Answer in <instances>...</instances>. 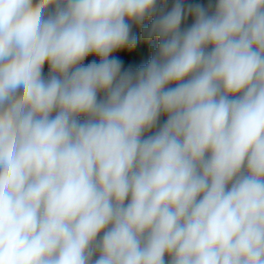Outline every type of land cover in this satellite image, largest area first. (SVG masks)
I'll use <instances>...</instances> for the list:
<instances>
[{
	"label": "clouds",
	"instance_id": "9594fccd",
	"mask_svg": "<svg viewBox=\"0 0 264 264\" xmlns=\"http://www.w3.org/2000/svg\"><path fill=\"white\" fill-rule=\"evenodd\" d=\"M0 264H264V0H0Z\"/></svg>",
	"mask_w": 264,
	"mask_h": 264
},
{
	"label": "trees",
	"instance_id": "16d2710c",
	"mask_svg": "<svg viewBox=\"0 0 264 264\" xmlns=\"http://www.w3.org/2000/svg\"><path fill=\"white\" fill-rule=\"evenodd\" d=\"M199 2L207 4L208 0H199ZM171 3V0H169V4ZM191 17H189L187 23L190 24ZM134 31L137 34L138 37V44L135 49V54L131 56H126L123 53H116V55L125 61V65H131L134 68L140 66L141 64L147 63L148 59L151 57L152 54V46L146 44L142 38L140 37L141 30L139 28H135ZM92 59L91 57L89 60ZM87 62V61H86ZM47 69H45L46 71Z\"/></svg>",
	"mask_w": 264,
	"mask_h": 264
}]
</instances>
